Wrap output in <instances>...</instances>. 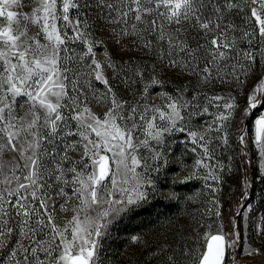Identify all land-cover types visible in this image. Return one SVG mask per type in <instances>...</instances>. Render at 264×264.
<instances>
[{
	"label": "rangeland",
	"instance_id": "374dc122",
	"mask_svg": "<svg viewBox=\"0 0 264 264\" xmlns=\"http://www.w3.org/2000/svg\"><path fill=\"white\" fill-rule=\"evenodd\" d=\"M118 3L98 52L79 1L0 0V264H105L164 196L188 202L180 264H264V0Z\"/></svg>",
	"mask_w": 264,
	"mask_h": 264
},
{
	"label": "trees",
	"instance_id": "16d2710c",
	"mask_svg": "<svg viewBox=\"0 0 264 264\" xmlns=\"http://www.w3.org/2000/svg\"><path fill=\"white\" fill-rule=\"evenodd\" d=\"M77 1H79V16L83 17L85 33L92 36V43L97 46L98 52L106 51L107 45L112 40L111 37H114L111 28H115V25L111 24L119 17L121 11L119 0ZM77 11L73 9V13L76 14ZM123 29L125 28H122V32ZM109 32L112 34L110 37L106 35ZM75 46L78 49L82 47L78 42ZM84 49L86 44L83 42ZM83 64L90 65L91 57L86 56ZM120 80L125 83L122 77ZM94 85L98 89L107 88L97 80H94ZM237 162L236 192L223 209L228 228L231 227L230 220L236 205L246 194L243 184L244 173L239 157ZM254 176L256 177V170L253 178ZM187 204V200L164 196L131 208L109 228L103 239L100 252L104 254L105 264H180L181 251L183 253L187 244H191L189 240L192 237L186 222L181 219ZM153 233L157 234L154 236ZM134 235L141 237V246L137 249L133 245Z\"/></svg>",
	"mask_w": 264,
	"mask_h": 264
},
{
	"label": "water",
	"instance_id": "95a60500",
	"mask_svg": "<svg viewBox=\"0 0 264 264\" xmlns=\"http://www.w3.org/2000/svg\"><path fill=\"white\" fill-rule=\"evenodd\" d=\"M263 98H264V94H263ZM246 123H248V121H247ZM240 157H241V155H240ZM242 166H243L244 171H245L246 166H245V163H244V162H242ZM247 190H248V187H247ZM242 213H243V209L240 210V212H239V214H238V216H237V218H236V220H235V223H234V229L237 227L239 217L242 215Z\"/></svg>",
	"mask_w": 264,
	"mask_h": 264
}]
</instances>
